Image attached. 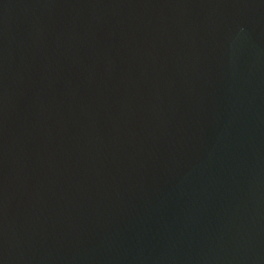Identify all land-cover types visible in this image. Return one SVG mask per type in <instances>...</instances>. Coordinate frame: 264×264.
I'll return each instance as SVG.
<instances>
[{"label":"water","instance_id":"95a60500","mask_svg":"<svg viewBox=\"0 0 264 264\" xmlns=\"http://www.w3.org/2000/svg\"><path fill=\"white\" fill-rule=\"evenodd\" d=\"M0 264H264V0H0Z\"/></svg>","mask_w":264,"mask_h":264}]
</instances>
